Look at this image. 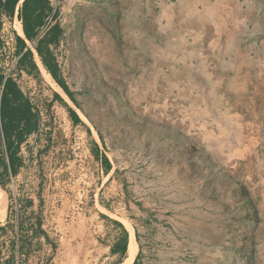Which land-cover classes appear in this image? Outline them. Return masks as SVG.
I'll return each mask as SVG.
<instances>
[{
	"label": "rangeland",
	"instance_id": "1",
	"mask_svg": "<svg viewBox=\"0 0 264 264\" xmlns=\"http://www.w3.org/2000/svg\"><path fill=\"white\" fill-rule=\"evenodd\" d=\"M50 1L57 80L28 40L20 63L21 23L0 20V71L34 115L0 264H121L104 246L125 228L137 264H264V0H225L218 17L191 0Z\"/></svg>",
	"mask_w": 264,
	"mask_h": 264
},
{
	"label": "trees",
	"instance_id": "2",
	"mask_svg": "<svg viewBox=\"0 0 264 264\" xmlns=\"http://www.w3.org/2000/svg\"><path fill=\"white\" fill-rule=\"evenodd\" d=\"M19 1L0 0V14L5 13L8 17H13ZM57 17V12H52L49 8L48 0H22L17 10V19L21 22L25 38L31 42L45 69L55 80V65L48 44L56 42L60 33ZM41 27L44 29L39 33ZM15 39L21 49L20 63L26 58L33 59V52L25 39L18 35ZM59 85L63 88L61 83ZM69 114L72 118L76 115L73 110H69ZM33 120L30 104L22 98L13 79L5 77L0 71V136L10 164L16 156V145L22 141L25 132L32 129ZM3 163L4 157L0 155V164ZM126 243L127 232L124 231L122 243L117 246L122 254L125 252Z\"/></svg>",
	"mask_w": 264,
	"mask_h": 264
},
{
	"label": "crops",
	"instance_id": "3",
	"mask_svg": "<svg viewBox=\"0 0 264 264\" xmlns=\"http://www.w3.org/2000/svg\"><path fill=\"white\" fill-rule=\"evenodd\" d=\"M21 1L22 0H20L17 3L13 17L10 18L5 13H1L0 18L2 19L4 17H8L10 19H12V18L17 19V10H18V7L20 6ZM187 1H189V0H187ZM191 1H193L196 4L204 3V6L206 7V9H205L206 13L210 17H218V16H220V12H221V11H219V9H220L219 3H223L225 0H191ZM161 2H162V0H161ZM164 3H165V5L163 7L168 8V11L170 12V10L173 9L171 7V0H165ZM48 4H49V8L51 9V11L52 12L56 11L58 14L56 7H53L51 5L52 3L50 0H48ZM169 8H170V10H169ZM160 9H161V7H160ZM160 14H161V10L159 11L158 17H160ZM168 15H169V13H168ZM43 29H44V27H41L39 30V33H41ZM20 30H21L22 34H21V32H18V31L16 32V34L18 36L22 37L23 39H25V41H26L27 39L25 38V36L23 34L22 25H20ZM58 88L60 91L56 89V91H55L56 94H58L61 98H63V95L67 96L59 84H58ZM77 118H78V115L76 114V115H73L72 119L76 120ZM0 155H1V157H4V163L1 164L2 169H0V197L2 196V194H5V196H6V206H5L4 213L2 214V217L0 218V226H5V225L11 226L14 224L15 227H18V222H14L11 219L10 209L8 206L9 201H14V202H18V201L20 202L21 201L19 193L14 189L15 183L13 181V179H14L13 177H15V175H13V173H14L15 168L17 166L18 160L15 156V159L13 161H11V164L9 163V161L7 159V155L5 154V151H4V144H3V149L0 151ZM104 164L107 165L106 160H104ZM8 186L12 187L11 191L6 192L5 190L2 189V187L7 188ZM28 198H31V199L28 200V202H27L28 206L25 207V209L30 211L32 214H36L37 208L41 209L42 205L39 204L37 207V203L34 200L33 194L29 195ZM94 206H95V204H94ZM16 221H17V219H16ZM102 226H103L104 234H106L107 233V223L104 222ZM96 227H97L96 217L94 214L93 215L89 214L88 217H85L84 219H82V221H80V223H78V228L82 231V234L88 236V242H91V240L94 239L95 234H96ZM125 230L127 232V243H126L125 252L123 254L117 249V244L112 245L111 243H109L108 245L104 246L105 253L107 254V252H108V254L111 255L110 258H113L114 256L119 257L120 255H122L125 259V257L127 256V251H128L129 243L131 240V236H133L134 241H135V238H134L132 228H130V231L127 228H125ZM75 231H77V230L75 229ZM16 235H17V231L14 230L13 235L11 237V240L16 241L17 240ZM77 236L78 235L74 233L73 236L70 237V234L67 236V234L64 233L63 235L60 236V240H62L64 242L66 237H69L68 238L69 242L71 241V239L74 242H78L79 240L81 243L84 242V241H81V239H78ZM79 238H80V236H79ZM100 240H102V239H100ZM135 243H136V241H135ZM136 245H137V243H136ZM137 253H138V246H137L136 254H135V256H134V258L130 264H134V261L136 262L135 264H137V260H138V259H136ZM88 255H89V253H88ZM88 257H90V255ZM105 259H107V256H105ZM87 262H89V260Z\"/></svg>",
	"mask_w": 264,
	"mask_h": 264
},
{
	"label": "bare ground",
	"instance_id": "4",
	"mask_svg": "<svg viewBox=\"0 0 264 264\" xmlns=\"http://www.w3.org/2000/svg\"><path fill=\"white\" fill-rule=\"evenodd\" d=\"M47 75L50 78V75L49 74ZM5 206H6V196L5 194H2V196L0 197V218L2 217V214L5 211ZM136 250H137V245L133 239V236H131V240L127 251V256L125 257V259L122 261L121 264H130L136 254Z\"/></svg>",
	"mask_w": 264,
	"mask_h": 264
}]
</instances>
